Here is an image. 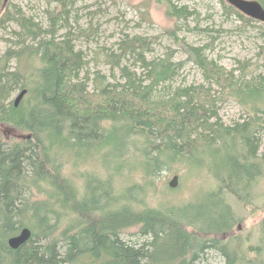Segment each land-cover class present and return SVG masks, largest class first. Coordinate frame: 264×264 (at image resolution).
<instances>
[{
    "label": "trees",
    "instance_id": "trees-1",
    "mask_svg": "<svg viewBox=\"0 0 264 264\" xmlns=\"http://www.w3.org/2000/svg\"><path fill=\"white\" fill-rule=\"evenodd\" d=\"M56 1L46 28L19 8L0 18V25L14 21L18 27L17 47L8 48L0 63V125L23 134H0V264H198L208 250L220 253L224 264H264V217L258 242L247 246L254 257H245L239 243L222 241L235 222L227 196L249 206L264 176L258 138L264 130V76H248L245 63L227 70L202 47L181 42L217 90L191 84L160 92L180 63L171 55L148 59L151 42L136 36L122 40L112 62L129 52L141 72L118 64L120 80L96 75L90 90L71 32L56 37L69 25L76 0ZM257 1L264 8V0ZM221 2L228 15L257 21ZM165 13L192 14L172 3ZM33 57L39 65L31 72L7 65ZM23 88L26 97L14 106L11 95ZM219 95L234 98L253 116L225 125ZM65 156L73 157V167L88 157L95 165L80 171L78 182L66 172ZM177 162L203 171L204 199L183 204L166 198L150 205L155 179ZM135 226L138 240L125 239L122 234ZM23 227L31 236L11 248L8 238Z\"/></svg>",
    "mask_w": 264,
    "mask_h": 264
},
{
    "label": "rangeland",
    "instance_id": "rangeland-1",
    "mask_svg": "<svg viewBox=\"0 0 264 264\" xmlns=\"http://www.w3.org/2000/svg\"><path fill=\"white\" fill-rule=\"evenodd\" d=\"M227 0H76L69 16V25L58 30L57 38L63 39L66 31L71 32L72 44L80 50L85 61L81 75L88 74L89 89L96 75H103L106 81L120 80L118 64L141 72L140 62L129 52L112 62L113 54L121 52L124 39L141 36L150 42V50L145 53L148 59L172 56V60L180 63L174 79L160 85V92H169L177 86L191 84L210 86L213 91L217 87L208 82L202 70L188 58L181 45L186 42L192 46H200L208 59L224 66L227 70L235 69L240 63L247 64L249 74L264 76V22L246 21L234 15H228L222 2ZM170 3L177 7H187L192 14L184 17H170L165 13ZM56 0H0V18L7 10L19 8L25 16L32 18L43 28L48 27V13L55 11ZM18 29L14 21L0 25V63L4 62V52L8 48H16L15 32ZM22 58L19 63L11 59L7 65L18 66L31 72L39 65L37 57L31 60ZM28 72V74H29ZM238 73V70L236 71ZM15 90L11 99L18 94ZM218 95V94H217ZM218 116L225 125L244 121L253 116L250 110L228 95H219ZM26 97V96H25ZM24 97V98H25ZM0 134L6 139L23 137V134L8 126L0 125ZM261 141L260 151L264 150V130L258 132ZM66 172L79 179L80 171L93 169L95 163L91 157L85 158L77 167H73L67 156L64 157ZM72 166V167H71ZM178 175L177 186L168 189V182L173 175ZM203 171L196 173L184 163H175L169 172H163L155 179L156 189L147 197V202L155 206L160 200L171 198L178 203L202 201L203 190L208 186V179ZM138 178V175L135 177ZM165 190V191H164ZM226 203L234 213L235 222L228 236L222 241L237 242L241 245L245 257H254L247 252V246L259 240V222L264 217V176L252 190V202L244 206L232 196H227ZM138 227L126 230L125 239L138 240ZM233 238L232 241H228ZM139 241H144L140 239ZM247 252V253H246ZM243 253V254H244ZM198 264H224V258L214 250H208Z\"/></svg>",
    "mask_w": 264,
    "mask_h": 264
},
{
    "label": "water",
    "instance_id": "water-1",
    "mask_svg": "<svg viewBox=\"0 0 264 264\" xmlns=\"http://www.w3.org/2000/svg\"><path fill=\"white\" fill-rule=\"evenodd\" d=\"M227 3L235 7L244 15L251 17L254 20L264 22V8L257 0H227ZM27 89L23 88L18 92L13 100L14 106H17L23 99ZM178 175H173L172 179L168 182L170 188L177 186ZM31 236V230L28 227H23L18 234L8 238V245L16 249L23 244Z\"/></svg>",
    "mask_w": 264,
    "mask_h": 264
}]
</instances>
